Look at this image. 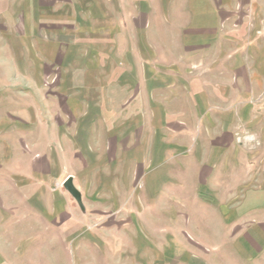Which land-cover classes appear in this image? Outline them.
Listing matches in <instances>:
<instances>
[{"label":"rangeland","instance_id":"1","mask_svg":"<svg viewBox=\"0 0 264 264\" xmlns=\"http://www.w3.org/2000/svg\"><path fill=\"white\" fill-rule=\"evenodd\" d=\"M111 1L0 0V209L70 207V198L72 209L79 211L62 185L72 169L85 198L82 210L90 211L88 225L101 228L103 241L120 248L108 250L110 257L125 261L126 246L135 240L149 244L145 264H264V5L255 16L246 9L242 23L232 26L241 40H232L231 49L240 47L241 53L237 65L231 56V137L224 145L231 144V160L240 167L231 162L216 169L215 176L202 175L190 166L177 168L176 154L166 152V161L173 163L162 170L170 175L173 191L151 177L144 184L137 169L136 199L124 197L117 210L109 186L95 199L93 173L85 174L68 159L69 134L76 132L75 145L85 141L78 117L95 111L93 100L100 94L93 80L83 81L81 71L100 60L95 13H108ZM245 90L242 119L234 114L240 107L234 102ZM128 109L135 115L142 106ZM52 147L55 153L49 152ZM117 186L112 190L119 195Z\"/></svg>","mask_w":264,"mask_h":264},{"label":"crops","instance_id":"2","mask_svg":"<svg viewBox=\"0 0 264 264\" xmlns=\"http://www.w3.org/2000/svg\"><path fill=\"white\" fill-rule=\"evenodd\" d=\"M263 5L264 0H112L108 13H95L100 60L85 66L81 77L86 84L93 80L100 94L93 100V113L79 114L85 141L75 145L71 138L76 132H70L68 156L85 174L93 173L95 199L109 186L114 208L124 197L134 201L137 169L142 170L144 184L151 177L173 191L170 175L163 172L173 163L166 161V152L176 154L177 168L190 166L202 175L215 176L216 169L234 162L231 144L224 145L226 136L231 137V56L237 65L241 53L240 47L231 49L232 40H241L232 26L242 23L246 9L253 16ZM108 87L121 91V96L115 91L106 94ZM246 96L245 90L234 102L240 106L234 114L242 119ZM132 105L142 109L134 115L128 109ZM49 152L55 153V147ZM73 174L68 170L65 178ZM113 185L121 194L116 195ZM77 188L84 203L83 190ZM68 201L70 207L0 209V264L122 263L124 259L108 253L119 246L103 241L101 228L88 225L90 211L75 212ZM126 247L125 264H145L149 244L132 240ZM135 249L142 257H135Z\"/></svg>","mask_w":264,"mask_h":264},{"label":"water","instance_id":"3","mask_svg":"<svg viewBox=\"0 0 264 264\" xmlns=\"http://www.w3.org/2000/svg\"><path fill=\"white\" fill-rule=\"evenodd\" d=\"M63 187L72 195L77 204L81 209H83V204L81 200V194L78 188L74 185L72 176L68 175L62 182Z\"/></svg>","mask_w":264,"mask_h":264}]
</instances>
